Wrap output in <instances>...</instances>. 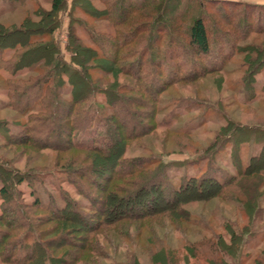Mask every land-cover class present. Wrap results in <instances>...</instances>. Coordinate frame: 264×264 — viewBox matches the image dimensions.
Segmentation results:
<instances>
[{"label":"trees","instance_id":"trees-1","mask_svg":"<svg viewBox=\"0 0 264 264\" xmlns=\"http://www.w3.org/2000/svg\"><path fill=\"white\" fill-rule=\"evenodd\" d=\"M227 2L242 4L245 13H214V21L203 0H71L64 45L56 31L67 0H50L49 10L35 13L38 19L31 14L19 25L0 22L6 105L26 117L13 131L0 122L6 128L0 141L23 146V151L55 150L56 165L86 200L59 186L61 205L53 194L43 201L30 180L41 177L35 171L18 172L2 159L3 263L102 264L109 254L101 237L134 242L143 235L139 251L149 264H264V248L252 254L247 247L264 218V124L227 119L204 148L209 163L203 172L197 173L193 160L126 156L133 140L157 130L163 93L218 73L223 84L237 56L243 57L240 83L254 99L256 76L264 70L263 11L255 17L249 13L253 5ZM220 40L226 45L202 62ZM25 71L32 74L21 76ZM128 117L137 118L138 128L126 123ZM175 132L191 138L192 131ZM223 148L231 149L233 171L213 168V157ZM171 164L189 171L175 182L166 171ZM26 181L31 202H24L18 189ZM216 199L237 205L245 223L224 219L225 232L190 239L194 226L208 223L188 206ZM168 224L182 235L180 247L169 246L156 232ZM124 255L108 264H144L136 250Z\"/></svg>","mask_w":264,"mask_h":264},{"label":"rangeland","instance_id":"rangeland-1","mask_svg":"<svg viewBox=\"0 0 264 264\" xmlns=\"http://www.w3.org/2000/svg\"><path fill=\"white\" fill-rule=\"evenodd\" d=\"M205 3V13H213L212 18L215 21L217 13H245L242 4H231L224 1L203 0ZM230 1V0H229ZM238 1V0H236ZM249 3L252 6L249 13H254V16L263 11L264 21V0H239ZM71 0H67L65 10L60 14L62 23L60 29L56 31V35L60 43L64 45L66 41V27L68 23V12L70 10ZM50 9V0H0V22L7 26L19 25L21 21L32 14L34 19L35 13ZM215 13V14H214ZM256 17V16H255ZM256 22V21H255ZM213 32V31H212ZM212 38L215 37L212 35ZM262 41L264 34L261 35ZM226 45L225 40H220L219 43L214 41L213 52L209 57L202 58L201 61H207L215 58L220 47ZM243 57L237 56L232 60L228 66L224 77L223 84L220 83L222 74H212L204 77L198 83L189 86H175L162 94L159 108L160 112L157 116L158 127L157 130L151 134L143 136L139 139L133 140L132 144L128 146L126 156L145 155L152 159H161L165 162H173L180 160H193L197 173L204 171L208 167L209 156L204 155V148L207 147L215 138L220 127L227 119H232L239 125L255 126L264 124V70L257 74V83L254 85L255 97L249 98L245 94V90L240 83L243 76V68L241 69ZM28 73L25 71L23 77H27ZM8 72L0 71V122L9 123L10 130H17L26 121V117L7 106L9 98L6 94L5 79ZM129 78L127 77V80ZM122 76L121 81H124ZM236 82V83H235ZM220 83V84H219ZM64 92L69 91L68 87L64 88ZM103 97L98 96L101 101ZM61 110V107L58 111ZM118 110L124 114L125 112L118 107ZM137 116V114H136ZM136 117L126 119L129 125H135L138 128ZM6 128L0 127V131L4 132ZM183 129L190 132V137H185L183 134H176L175 131ZM39 138L45 137L41 133H34ZM190 140V141H189ZM248 152V150H247ZM231 149L219 150L214 155L212 161L213 168L219 165L223 166V170L227 169L233 171V159ZM57 152L51 148L27 149L23 151V146L10 147L4 145L0 141V161L6 160L9 166L18 172H33L39 175V180L30 179L32 187L35 188L36 193L43 201L48 199L49 194H53L61 205L59 197V186L65 191H68L75 199H79L82 203L86 200L77 193L76 189L67 181L66 174L62 173L58 165H56ZM197 159V160H196ZM196 160V161H195ZM229 165V166H228ZM166 171L172 176L173 180L178 181L179 177L189 171L186 167L171 164ZM193 167V166H191ZM225 167V168H224ZM6 172V171H5ZM4 173V171H3ZM1 186V182H0ZM31 185L29 182H24L18 186L23 193L21 198L24 202H31L30 195ZM2 199H0V205ZM5 204V203H4ZM264 207V199L262 203ZM193 213L200 215L204 221L208 223L207 227L200 224L194 226L192 233H188L190 239H198L204 235H210L213 232H225L222 227L224 219L237 221L239 226L245 223L246 218L244 213L237 205L231 203L221 202L219 199L208 202H193L188 206ZM35 215L42 214L41 211L33 210ZM264 217V214H263ZM256 231L260 233L257 236L248 238V250L252 254L264 248V218L257 221ZM156 232L160 236H164L166 243L171 247H180L183 243V237L175 229L174 226L168 224L164 229L158 228ZM143 235L134 242L121 240L117 236H113L110 240H105L101 237V241L109 254V258H104L102 264H108L112 260H120L125 256L127 249L136 250L142 258L144 264H149V258L139 251V245ZM0 264H6L1 261Z\"/></svg>","mask_w":264,"mask_h":264}]
</instances>
